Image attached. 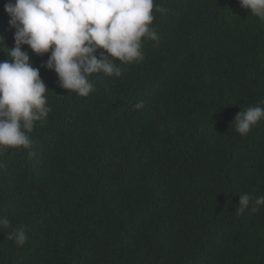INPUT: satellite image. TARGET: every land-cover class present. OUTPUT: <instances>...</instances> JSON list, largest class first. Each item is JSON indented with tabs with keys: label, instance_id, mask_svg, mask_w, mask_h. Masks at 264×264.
Segmentation results:
<instances>
[{
	"label": "trees",
	"instance_id": "1",
	"mask_svg": "<svg viewBox=\"0 0 264 264\" xmlns=\"http://www.w3.org/2000/svg\"><path fill=\"white\" fill-rule=\"evenodd\" d=\"M154 4L167 10L154 12L159 41L142 62L116 61L121 77L94 74L88 97L23 47L51 112L29 134L33 155L0 151V264H264V205L236 212L240 195L264 196V119L246 137L233 126L264 108V21L239 0ZM21 226L19 246L7 237Z\"/></svg>",
	"mask_w": 264,
	"mask_h": 264
},
{
	"label": "clouds",
	"instance_id": "2",
	"mask_svg": "<svg viewBox=\"0 0 264 264\" xmlns=\"http://www.w3.org/2000/svg\"><path fill=\"white\" fill-rule=\"evenodd\" d=\"M239 2L264 21V0ZM5 11L15 29V46L9 48L0 36L4 48L0 52L8 57L0 62V151L24 149L31 156L29 134L36 122L47 119L51 108L46 98L49 89L39 69L32 65L30 52L23 47L28 46L38 56L48 54L43 66L58 75L60 86L88 97L95 91L94 74L119 78L122 70L116 61H143L144 41H159L152 26L154 12L167 10L154 0H9ZM143 107L141 101L134 110ZM262 119L264 108L248 107L235 117L233 126L246 137ZM0 167L4 165L0 163ZM239 197L237 214L249 208L256 213L264 205V196L253 198L245 193ZM0 227H10V221L0 217ZM7 238L19 246L28 240L23 226L13 229Z\"/></svg>",
	"mask_w": 264,
	"mask_h": 264
}]
</instances>
